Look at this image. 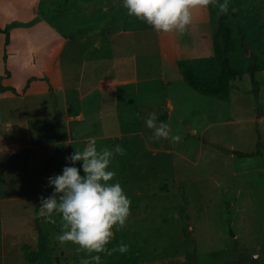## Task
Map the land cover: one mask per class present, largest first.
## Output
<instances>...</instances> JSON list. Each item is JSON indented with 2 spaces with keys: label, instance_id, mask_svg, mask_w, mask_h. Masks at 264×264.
<instances>
[{
  "label": "rangeland",
  "instance_id": "obj_1",
  "mask_svg": "<svg viewBox=\"0 0 264 264\" xmlns=\"http://www.w3.org/2000/svg\"><path fill=\"white\" fill-rule=\"evenodd\" d=\"M225 2L228 9L221 12L218 5ZM221 14L228 16L236 41L227 57L240 70L231 81L229 101L193 90L179 67L181 60L195 63L212 54ZM0 26L11 34L17 27L36 30L40 38L33 39V72L38 80L46 79L41 71L51 67L44 66L50 46L41 37L53 38L57 51L50 60H58L60 51L70 85L68 92L55 81L46 85L59 123H69L63 143L42 149L48 160L40 171L33 138H14L20 134L17 123L0 124V264H32L21 244L36 250L38 229L46 249L39 264H81L82 259L96 264L90 254L77 253V245L57 239L60 215H54L55 223L37 217L40 197L54 191L49 177L73 166L66 158L86 148L89 138L96 140L98 151L116 145L124 149L111 159L109 170L115 176L109 183L118 182L131 201L126 226L114 229L107 245L111 250L123 243L128 251L99 254L100 264H264V0H214L193 10L183 34H157L130 17L123 0H0ZM251 55L258 67L253 73ZM165 66L180 70L181 80H170ZM80 78L84 81L77 89ZM112 80L119 83L101 85ZM167 98L174 107L168 120ZM69 101L75 103L70 110ZM79 106L85 118H79ZM150 114L180 140L153 139V130L145 125ZM21 145L29 149L21 152ZM82 163L74 166L83 177ZM19 175L27 182L37 178L42 184L43 176L48 180L42 189L14 187ZM191 247L194 259L188 261ZM254 254L259 258L253 259Z\"/></svg>",
  "mask_w": 264,
  "mask_h": 264
},
{
  "label": "clouds",
  "instance_id": "obj_2",
  "mask_svg": "<svg viewBox=\"0 0 264 264\" xmlns=\"http://www.w3.org/2000/svg\"><path fill=\"white\" fill-rule=\"evenodd\" d=\"M213 3L214 0H123V7L130 17L146 22L157 34H183L191 24L193 10ZM218 7L226 12L228 4L225 2ZM145 125L153 130L155 140H180L178 135H170L169 125L157 124L155 114H150ZM114 154L123 155L124 149L116 145L114 149L104 147L98 151L96 140L89 138L86 148L75 150L66 158L73 166L64 167L61 175L49 177V186L54 191L47 198L40 197L37 213L46 223H55L54 215H60L62 233L57 239L77 245L76 252L90 254L91 261L96 264H100L99 254L110 256L128 251V245L123 243L111 250L107 248L113 230L126 226L131 204L118 182L109 183L115 176V172L109 170ZM80 161L83 162V177L74 166ZM258 258V254L253 255V259ZM81 264H90V261L82 259Z\"/></svg>",
  "mask_w": 264,
  "mask_h": 264
},
{
  "label": "crops",
  "instance_id": "obj_3",
  "mask_svg": "<svg viewBox=\"0 0 264 264\" xmlns=\"http://www.w3.org/2000/svg\"><path fill=\"white\" fill-rule=\"evenodd\" d=\"M38 10L39 6L35 8L33 13L38 15ZM41 21L44 22V20ZM19 22H27V20L19 19ZM1 28L0 85L15 89L17 94L12 93L11 91H6L0 94V124L3 122L5 127H7L10 124L13 125L17 123L18 125L15 130L20 134H14V138L19 136L28 137L29 139L33 138L31 149H33V155L38 153L36 161V165L38 166L36 167L37 171H40V165L46 163L48 160L42 149L44 147H49L52 149V147L63 143L65 134L64 128H66V126L68 127L69 123L68 119H66V121L61 120L59 123V117L55 110L56 104L55 102H51L54 97L51 92L46 89V85H48V82L55 81L57 87L59 86L62 90L67 92V89H70V85L66 84L68 78L65 77L60 66V51L58 54V60H50L53 56V52L57 51L56 47L53 46V38L47 39L45 34H43L44 37H41V40L46 42V45L50 46L49 51L51 50V52H46L49 60H47V63L44 66L51 65V67L43 68V66V70L41 72L44 73V75L42 77H45L46 79L38 80L34 78L37 74V71L33 72V39L40 38V36H36V30L33 31V28L20 29L17 27L18 29L14 30L12 32L13 34H11L10 32H4V30ZM161 41L163 42V39H161ZM95 44L96 42L94 43V46ZM163 50H165L164 44ZM165 56H167L166 51ZM55 57L57 59V54ZM164 73L167 74L169 79L173 80L174 82H178L182 78L180 70L174 72L166 66L164 67ZM83 81L84 78H80L79 81L74 84V86L77 89L80 88V86L83 84ZM118 83L119 82L112 80L110 82H103L101 85L105 88H112ZM68 104L70 110L75 103L74 101H69ZM76 108L77 111H79V118H85L84 108H80V106ZM173 108L172 99L167 98V102L164 106V111L167 112L168 115L167 120L171 117ZM92 113L93 112H90L88 116H91ZM51 133L55 134L54 140L46 142L39 141V137H43ZM2 138V134L0 133V139ZM27 149L29 148H27L26 145L19 146V150H21V152ZM4 150L8 151V149ZM58 156L59 155L56 154L55 159H57ZM30 165L26 167L27 170H29ZM14 170L16 171L15 164ZM45 177L43 176L44 179ZM23 179L21 175H19L18 180L14 179V187H17L18 185L19 187H23V185L26 184L41 185V182H38L39 180L37 178L34 180L31 179L28 182L27 180Z\"/></svg>",
  "mask_w": 264,
  "mask_h": 264
},
{
  "label": "trees",
  "instance_id": "obj_4",
  "mask_svg": "<svg viewBox=\"0 0 264 264\" xmlns=\"http://www.w3.org/2000/svg\"><path fill=\"white\" fill-rule=\"evenodd\" d=\"M64 2L68 0H63ZM228 16L221 14L217 20V28L213 38V51L210 56L201 58L193 63L189 61H179V67L182 71L185 82L195 91L206 96H214L222 101L230 99L231 81L240 75V70L231 65L227 55L236 49V41L232 35V29L227 25ZM255 55L249 57V71L255 72L258 67L254 65ZM6 91H11L17 94V91L11 87L0 85V94ZM48 177H45L40 185L44 188ZM38 229V244L37 249L32 250L27 243H22L21 251L25 259L32 264H39V258L46 252L45 238ZM186 233V230H184ZM195 251L190 248L187 259H194ZM186 264V263H185Z\"/></svg>",
  "mask_w": 264,
  "mask_h": 264
},
{
  "label": "water",
  "instance_id": "obj_5",
  "mask_svg": "<svg viewBox=\"0 0 264 264\" xmlns=\"http://www.w3.org/2000/svg\"><path fill=\"white\" fill-rule=\"evenodd\" d=\"M244 48H245V50H246V52H247V46H246V45H244Z\"/></svg>",
  "mask_w": 264,
  "mask_h": 264
}]
</instances>
